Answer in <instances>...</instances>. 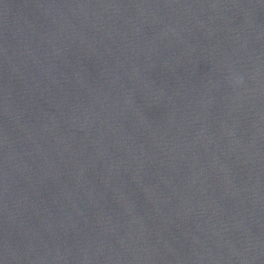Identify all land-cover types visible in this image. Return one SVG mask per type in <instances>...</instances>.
Here are the masks:
<instances>
[{
    "label": "water",
    "instance_id": "1",
    "mask_svg": "<svg viewBox=\"0 0 264 264\" xmlns=\"http://www.w3.org/2000/svg\"><path fill=\"white\" fill-rule=\"evenodd\" d=\"M0 264H264V0H0Z\"/></svg>",
    "mask_w": 264,
    "mask_h": 264
}]
</instances>
